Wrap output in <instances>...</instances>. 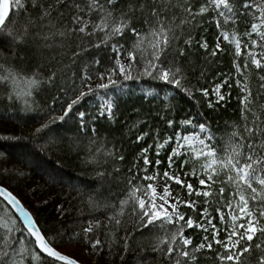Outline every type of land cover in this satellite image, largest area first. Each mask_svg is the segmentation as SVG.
I'll return each mask as SVG.
<instances>
[{"label": "snow or ice", "instance_id": "6c2138e0", "mask_svg": "<svg viewBox=\"0 0 264 264\" xmlns=\"http://www.w3.org/2000/svg\"><path fill=\"white\" fill-rule=\"evenodd\" d=\"M211 26L214 45L195 35ZM73 38L70 64L82 66L61 87L63 99L53 97L36 137H59L53 126L75 117L77 138L95 143L96 120L115 118V99L102 93L139 80L189 99L200 96L212 111L237 90L238 120L217 136L219 128L204 113L180 116L174 97L162 99L159 124L132 126L131 143L151 142L130 164L118 143L105 147L103 160L100 149L86 159L97 169L111 162L112 170L97 176L113 177L114 189L103 200L89 197L86 226L71 234L49 235L0 185V264H80L63 250L66 244L111 251L122 241L127 251L137 235L150 238L159 264H264V0H0V107L6 113L37 110L38 98L57 80L56 70L46 71L44 63L29 68L21 53L52 39L66 48ZM105 49L111 53L106 58L91 56ZM223 55L231 60L227 72L218 70ZM213 64L217 70L208 81ZM202 82H212L211 88ZM87 98L100 101L95 115L80 108ZM57 104L60 114L53 115ZM100 209L103 220L95 215Z\"/></svg>", "mask_w": 264, "mask_h": 264}, {"label": "trees", "instance_id": "16d2710c", "mask_svg": "<svg viewBox=\"0 0 264 264\" xmlns=\"http://www.w3.org/2000/svg\"><path fill=\"white\" fill-rule=\"evenodd\" d=\"M20 19L23 21L24 17L20 16ZM201 34L207 38L210 45H214L216 35L214 26L208 27L207 32L203 29L197 31L196 38L199 39ZM4 43L8 45L10 41L6 39ZM45 43L51 47H45ZM59 43V39L38 41L21 53L26 57L25 63L29 68L44 63L46 71L52 68L57 72L55 86L46 88L38 98L39 108L29 112H17L10 108L6 113L5 109L0 107V137H13L12 140L0 139V185L8 187L17 195L35 215L40 225L48 230L49 235H54L58 231L61 233L68 231L71 234L86 226L84 221L92 213L88 205L89 197L103 200L108 196L109 188L114 189L113 177L106 176L101 179L97 176L98 170L103 171L106 168L110 172L111 162L97 169L94 165L86 163V159L97 154V149H100L99 156L103 160L105 147L111 148L113 143H118L123 144L130 164L140 147L151 142L145 141L142 145L131 143L136 132L132 126L139 124L141 120H147L149 127L159 124L155 118L162 107V99L167 101L174 97L171 102L180 116L204 113L211 121L213 129L219 128L217 136L223 134L227 126L238 120V102L235 98L237 90L233 91L228 103H221L212 111L207 109L206 102L200 96H197L196 100L189 99L172 92L168 86L151 80H139L126 82L122 88L102 93L106 99H115V118L107 120L100 117L96 120L95 126L99 133L93 134L95 143H90L88 137L77 138L75 117L66 124L53 126L58 128L59 137H56L55 133L36 137L33 135L35 128L47 120L53 97L59 96L63 99L61 87L70 84L73 73L78 74L82 66V62L80 65L70 64V50L75 48L76 39L73 38L72 42L66 41V48L58 47ZM3 52L4 55H11L6 47ZM110 54L108 49L94 50L91 56L106 58ZM192 59L195 62L196 57ZM217 59L220 61L218 70L227 72L231 67L230 57L223 55ZM216 70L215 64L208 69L210 73L208 81H211V76L215 75ZM214 83H219V80ZM202 86L211 88L212 82H202ZM257 87L256 81L253 80L254 92ZM99 104L98 99L87 98L80 108L95 115ZM52 114H60L59 104L55 106V112ZM95 215L101 220L106 218L103 209L95 212ZM101 238L106 239L103 236ZM65 239L67 240V237ZM122 243L121 241L113 245L111 251L107 245L103 251H96L90 246L77 243H68L63 250L77 258L80 264H122V258L123 264H159L157 254L151 251L152 242L148 236L137 235L130 242L127 251Z\"/></svg>", "mask_w": 264, "mask_h": 264}]
</instances>
